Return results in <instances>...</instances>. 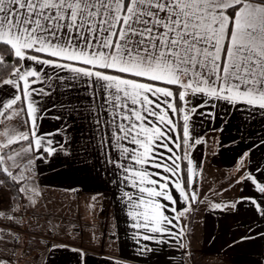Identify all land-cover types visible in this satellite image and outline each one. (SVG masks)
<instances>
[{
  "label": "snow or ice",
  "instance_id": "6c2138e0",
  "mask_svg": "<svg viewBox=\"0 0 264 264\" xmlns=\"http://www.w3.org/2000/svg\"><path fill=\"white\" fill-rule=\"evenodd\" d=\"M3 86L9 93L0 96V264H37L40 244L47 257L63 249L76 264H88L84 249L40 239L63 230L40 203L39 166L53 160L82 172L99 169L97 178L108 165L121 172L111 182L126 189L125 237L136 256L148 258L155 245L183 236L177 222L202 196L203 160L191 153L204 141L191 116L213 121L222 102L264 117V0H0V92ZM57 92L62 111L45 131ZM78 120L88 126L77 128ZM79 139L85 143L74 147ZM256 147L233 166L229 189L239 196L213 205L252 213L229 248L264 241V158L253 162ZM115 227L113 243L120 240ZM257 255L251 264H264V250ZM47 257L44 264H55Z\"/></svg>",
  "mask_w": 264,
  "mask_h": 264
},
{
  "label": "crops",
  "instance_id": "0c3cea01",
  "mask_svg": "<svg viewBox=\"0 0 264 264\" xmlns=\"http://www.w3.org/2000/svg\"><path fill=\"white\" fill-rule=\"evenodd\" d=\"M8 93V86H3L0 96L7 97ZM62 99L64 97L57 92L48 101V107H51L54 101L56 107L50 115L46 113L49 118L43 120L45 131L52 130L58 123L51 117L62 111L59 105ZM204 110L201 109V111ZM213 111L216 114L213 121L198 115L190 118L195 122L196 135L204 141L191 153L194 160H203L202 171L197 170L199 181L197 189L202 196L192 205L194 211L190 210L177 222V231L184 227L185 232L174 244L155 245L158 251L148 258L136 256L132 240L126 238L124 233L125 215L120 197L126 189L122 184L118 188L111 182L119 180L121 172L108 165L109 171L99 173L97 178L99 169L90 173L82 172L78 171L80 165L68 167L61 164L59 160H53L51 165L39 166L44 169L40 176L39 187L42 195L40 203L48 205L54 198L63 200L66 197H74L78 199L80 206L81 202L87 201V198H99V204L107 205L105 222L103 229L98 228L100 230H95L94 233L88 232L90 230L78 232L77 229H73L74 226L72 230L63 226V230L55 237H49L46 233L45 239L54 244H67L73 248L84 249L88 254V264H107L111 258L126 261V264H168L169 259L172 260V264H181V260L185 261V264L201 262L202 264H251L258 259L257 253L264 250L262 240L244 243L233 248L228 247L234 239L239 238L247 223L252 220L251 211L247 207H240L239 211L216 209L213 205L216 203L223 205L239 196L238 188L229 189V179L233 174L236 159L243 150L255 142L257 147L253 150V162L264 158V148L259 146V138L264 135V117L259 114L252 117L237 113L235 109L223 106L222 102ZM80 125L88 126L86 121H76L77 128ZM73 135L77 138L79 133L74 129ZM83 143L85 141L79 139V143L74 147H79ZM225 189L229 190L225 191ZM65 210L53 211L52 215L56 222L69 220V214L64 213ZM47 211L50 212L49 209ZM97 218L102 219L100 212ZM43 222V220L40 221V223ZM116 225L120 228V240L113 243L108 236L116 231ZM94 227H97L96 224ZM74 236H77L79 241H74L76 240ZM165 239L169 238L165 237ZM180 244L184 247H179ZM186 250L190 255L185 254ZM48 251L43 244L35 246L38 264H44ZM47 259L55 261V264H76L74 254L63 249L55 251Z\"/></svg>",
  "mask_w": 264,
  "mask_h": 264
},
{
  "label": "rangeland",
  "instance_id": "374dc122",
  "mask_svg": "<svg viewBox=\"0 0 264 264\" xmlns=\"http://www.w3.org/2000/svg\"><path fill=\"white\" fill-rule=\"evenodd\" d=\"M79 203H78V199L74 197H69V198L66 197V198H63V200L62 199L55 200L54 198V200L50 201L48 205L42 204V203L41 205L46 206V209H49L51 213H53V211L56 209H59L60 212H63V210L66 209L64 213L69 214V220H66L67 222L61 221L59 223L71 230L73 226H74L73 229H77L78 232L90 230L88 232L94 233L95 230L103 229L106 210H107L106 203H103V205L99 204V198H94V199L87 198V201L81 202L80 206L78 205ZM99 212L102 216V219L100 220L99 218H97V215L99 214ZM95 224L97 227H94ZM46 236L47 235L45 233L43 234V236L40 237V239L46 240L45 239ZM74 239H76L74 241H79L77 236H74ZM37 264H38V259H37ZM198 264H202V262Z\"/></svg>",
  "mask_w": 264,
  "mask_h": 264
},
{
  "label": "trees",
  "instance_id": "16d2710c",
  "mask_svg": "<svg viewBox=\"0 0 264 264\" xmlns=\"http://www.w3.org/2000/svg\"><path fill=\"white\" fill-rule=\"evenodd\" d=\"M5 78H7V77H5Z\"/></svg>",
  "mask_w": 264,
  "mask_h": 264
}]
</instances>
